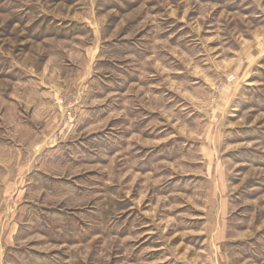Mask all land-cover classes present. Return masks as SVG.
Listing matches in <instances>:
<instances>
[{"label": "rangeland", "instance_id": "obj_1", "mask_svg": "<svg viewBox=\"0 0 264 264\" xmlns=\"http://www.w3.org/2000/svg\"><path fill=\"white\" fill-rule=\"evenodd\" d=\"M229 87L233 225L257 242L230 264H264V0H0V186L31 183L26 245L49 251L6 262L209 261L176 186Z\"/></svg>", "mask_w": 264, "mask_h": 264}, {"label": "crops", "instance_id": "obj_2", "mask_svg": "<svg viewBox=\"0 0 264 264\" xmlns=\"http://www.w3.org/2000/svg\"><path fill=\"white\" fill-rule=\"evenodd\" d=\"M235 93V89L231 87L227 91H223L225 103L219 104L212 111L209 124H207L210 126L211 131L207 130L203 135L199 152L200 159L195 164L190 162L188 165L185 164V167H181L179 172L181 176L185 177L176 186L177 189L181 188L179 191L188 192L189 196L193 195L197 208L195 209V217L190 220H202L203 225L199 227L200 230L198 229L196 235L202 237L203 241L205 240V243H208L205 254L209 261L206 260L205 264H219V260H221V264H230L235 244H240L241 250L243 246L248 248L254 242L251 240V236L256 234L255 231H251L246 226L235 227L233 225L236 215L233 211L228 161L223 155V146L226 137L224 131L229 128L228 123L232 113L230 112L231 102L235 98ZM47 116L49 117L48 114ZM225 127L228 128L226 129ZM33 139L36 140V136ZM38 150L40 152V149ZM8 155L9 157L13 156V154ZM30 155L35 157L33 153H30L28 157ZM25 156H27L26 153L21 155L17 153L16 156H13L19 157V164L14 168L12 167L13 169L10 168L12 172L17 171L20 174L29 172L30 166L28 164L30 162L28 163L27 160L20 162L21 159H25ZM8 173L7 175H9ZM9 179L7 177L4 184L0 186V264H9L5 259L8 254L16 256L15 260L22 263L25 260L30 261L38 253L47 255V252H49L26 245L30 242L32 235V233L28 234L31 218L29 217L30 211L27 210L33 201L31 183H26L21 178L17 180ZM59 180L62 181V179ZM60 181L55 182L56 186L62 183ZM63 183L64 186L60 187L59 184L57 189L65 188V191L67 187H73L74 189L78 187L77 183L71 180H65ZM58 191L60 192V190ZM176 191L174 190V193ZM185 205L188 206L187 204ZM50 212L56 214L55 216L60 219L63 216V212L60 209H54ZM32 221H35V218ZM246 241L247 243H245ZM203 245L202 243L196 248L201 249L199 251L203 252L201 248ZM254 247L257 248L258 245ZM245 255H247L246 258H250L246 252ZM43 258L47 257L44 256Z\"/></svg>", "mask_w": 264, "mask_h": 264}]
</instances>
